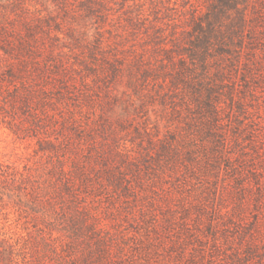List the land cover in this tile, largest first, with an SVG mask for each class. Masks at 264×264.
I'll list each match as a JSON object with an SVG mask.
<instances>
[{"label": "trees", "instance_id": "16d2710c", "mask_svg": "<svg viewBox=\"0 0 264 264\" xmlns=\"http://www.w3.org/2000/svg\"><path fill=\"white\" fill-rule=\"evenodd\" d=\"M196 3L169 30L129 0L114 23L110 0H0V110L37 138L44 169L20 188L57 233H0V264H264V179L244 144L259 133L246 120L264 86V0Z\"/></svg>", "mask_w": 264, "mask_h": 264}, {"label": "rangeland", "instance_id": "374dc122", "mask_svg": "<svg viewBox=\"0 0 264 264\" xmlns=\"http://www.w3.org/2000/svg\"><path fill=\"white\" fill-rule=\"evenodd\" d=\"M130 3L143 4L146 13H151V17L155 15V11H158V15L166 16L162 17V21L167 22V27L170 30L174 20L171 17H179L186 20L192 11V4H197L196 0H129ZM122 0H110V4L114 7L112 17L114 21L123 20L117 18L118 15L123 11L118 10ZM138 5H136L134 11H137ZM134 38V37H133ZM138 39H127L123 41L122 45H125L129 49L132 42H137ZM138 48H142L140 44L136 45ZM258 92L254 96H249L248 99V110L249 118L246 121L254 120L255 124L252 126L259 131L258 137L256 138V147L253 144L248 146V140L244 141L247 145L248 158L251 159L249 162L250 168H256L258 173H261L262 179H264V86L257 88ZM7 95V94H6ZM225 103V111L223 116L225 119L231 118V108ZM243 118L244 116H239ZM7 123L0 110V233L2 236L8 238L11 242L19 243L20 245H28L36 237L45 236L49 241L54 238L57 233H50L45 230L42 225H37L31 209H28L26 205H29V201L33 199V195L22 190L20 188V178L27 175L28 173L34 176L40 175L44 169L45 157L42 156V151L39 149L37 138L31 135L17 134ZM221 219L227 223L230 227L233 224L230 223V214L226 213L227 209H231L238 203V196L234 191V178L228 177L225 180L223 177L226 172H221ZM228 176V175H227ZM232 183L231 184H229ZM226 184L224 188L222 185ZM195 183H192V186ZM191 186V187H192ZM264 190V188H263ZM258 195V194H256ZM251 206L249 209L248 217L253 220V214L256 212L257 202L252 198ZM175 203H179L178 199L174 200ZM123 227H128L125 231L128 232L129 236L136 234L137 236H143L145 234V226L141 228L139 232L130 227L128 222L123 221ZM133 229V230H131ZM234 230V229H233ZM53 234V235H52ZM50 235H52L50 237ZM132 240V239H131ZM54 242V239H52ZM50 241V242H52ZM221 259V264L226 262ZM180 263V264H190ZM229 262V261H227ZM217 263V261H216ZM194 264V263H191ZM207 264V263H205ZM259 264V263H257Z\"/></svg>", "mask_w": 264, "mask_h": 264}]
</instances>
